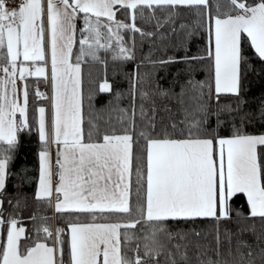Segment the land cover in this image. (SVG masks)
I'll use <instances>...</instances> for the list:
<instances>
[{"label": "snow or ice", "instance_id": "obj_1", "mask_svg": "<svg viewBox=\"0 0 264 264\" xmlns=\"http://www.w3.org/2000/svg\"><path fill=\"white\" fill-rule=\"evenodd\" d=\"M127 33L133 35L126 41ZM135 34L150 47L125 74L127 106L120 104L125 94L113 93L105 80L99 91L112 99L97 108L89 93L85 108L82 63H106L102 51L114 52V62L135 61ZM154 49L173 54L153 59ZM0 50V264H264V133L236 125L264 123V101L257 112L244 111V81L250 73L264 75V0H0ZM46 54L51 133L40 107L35 198L50 206L54 199L56 213H86L92 220L66 225L65 240V228L53 231L50 218L30 216L45 222L35 232L53 244L28 247L17 216L25 205L5 195L6 181L19 134L28 128V84L18 87L17 80L44 76V67L32 71L23 62L45 61ZM145 61L153 72L139 71ZM173 65L183 67L164 87L158 72ZM225 94L236 102L221 104ZM164 101H175V112ZM224 114L232 122L229 136L220 134ZM53 144L60 148L55 172ZM240 193L248 215L232 206ZM112 214L128 219L97 222ZM203 218L213 220L209 234L180 227Z\"/></svg>", "mask_w": 264, "mask_h": 264}, {"label": "trees", "instance_id": "obj_2", "mask_svg": "<svg viewBox=\"0 0 264 264\" xmlns=\"http://www.w3.org/2000/svg\"><path fill=\"white\" fill-rule=\"evenodd\" d=\"M184 14L186 17L190 19H194L191 17V13L188 10H184ZM117 18H120L125 23H129L130 21L126 19V17L120 13L117 14ZM138 26L144 27L147 29L148 26L141 24L137 21ZM132 33L125 34V40H129ZM135 39L137 42L136 45V59L135 61L128 62H114L112 60V56L115 54L114 52L109 51L108 53L101 52L102 60H106V63H99L96 61H92L86 59L83 63V97H84V105L87 108V96L91 93L94 97L95 107L99 108L104 105L108 100L112 99V94L110 93H101L99 91L100 85L107 80L113 86V93L121 92L125 95L121 99V107H126L128 104L127 99V91L129 88V81L126 79L125 74L131 73L136 65L141 63V60L149 53V42L145 41L141 43V38L139 34H135ZM203 38L201 41L197 42V46H203ZM193 51H195V47H193ZM254 49L248 47L247 54L250 57H253ZM171 51L165 52L162 50H153L152 58H162L168 55H172ZM182 55L183 53H178ZM253 63L256 64L257 67H260V61L253 57ZM183 65H173L169 66L167 71H159L158 76L163 77L161 83L164 87H168L169 83L173 79V75L176 73L178 68H182ZM142 73L153 72L154 69L150 64L146 61L144 66L139 69ZM197 79L203 80L205 78L204 72H198ZM43 82V78H39L37 83L41 85ZM34 82L29 84V103H28V111H27V119H28V128H26L23 132L19 134L18 137V148L14 154V159L10 163L9 171L11 175L8 177L6 181V192L5 195L8 198L18 197L21 199V203L25 206L19 210L17 216L19 219L26 220L24 221V226L26 229L25 235L21 238V242H25L26 244H31L38 240H49L50 238H46L45 234L41 232L39 236L35 232L34 225L45 223L44 221H32L29 219L30 216L39 217H48L50 218L47 223L52 225V223L56 226V228H65L66 225L72 222H82V221H91L92 217L86 213H75V212H65V213H56L52 211V207L45 200H38L35 198V186L38 177L39 171V160H38V151L41 147V141L39 139L38 134V126L36 123V111L39 104L43 102L45 105L46 98H42L40 95H36V92L32 89V85ZM245 88L249 89L245 92V99L248 100V105L245 106L244 111H252L257 112L258 105L261 101H264V75L257 77L253 74H249L247 80L244 81ZM177 91L179 89L177 88ZM236 98L233 95L225 94L221 97V104H230L235 103ZM167 103L169 107L173 108L175 112V101H164ZM163 115V113H162ZM176 119H181L179 115L176 116ZM221 119L227 121L223 128L220 129V134L223 136H229L232 134V122L229 117L224 114L221 116ZM214 124V121H213ZM236 125L238 127H242L243 130L249 134H261L264 133V123H261L258 120H253L252 123H245L244 125H240L239 120L236 121ZM119 127V126H118ZM43 143V142H42ZM0 147H3L0 144ZM26 198V201H25ZM233 208L242 212L244 215H248L249 207L247 204V200L243 193L237 194L236 197L232 200ZM7 207V205H6ZM8 212H11V208H7ZM54 213V215H52ZM128 217L120 216L118 214H112L108 220H98V221H118V220H127ZM257 228L260 227L259 218L254 220ZM228 227H233V224H228ZM181 228L186 230L195 229L197 232H202L209 234L213 230V220L211 218H203L197 219L195 223H187L180 225ZM64 232V234H65ZM251 239V237H247ZM211 239V236H209Z\"/></svg>", "mask_w": 264, "mask_h": 264}, {"label": "crops", "instance_id": "obj_3", "mask_svg": "<svg viewBox=\"0 0 264 264\" xmlns=\"http://www.w3.org/2000/svg\"><path fill=\"white\" fill-rule=\"evenodd\" d=\"M117 19H120V18H117ZM121 20V19H120ZM0 51H5V50H0ZM74 53L76 51V47L74 46V49H73ZM20 60L22 61V57L20 58ZM24 66L30 68L32 71H35V68L37 67H41L43 64H44V68L46 69V76L45 77H41L43 78V82L42 84L44 85V83L49 86V100L48 101H45V105H43L45 108H46V122H47V125H48V130H49V133H51V115H52V109H51V97L53 95V90H52V83H51V62H50V54H46V59L45 61H36V62H31V61H28V62H23ZM81 76H82V94H83V66H82V72H81ZM41 84V85H42ZM32 87H35V83L32 85ZM33 89V88H32ZM43 99L45 98L44 96L40 95ZM42 105H38L37 107V111H36V117H38V109L40 107H43ZM20 114H17V119H22L21 116H19ZM39 118V117H38ZM36 121H39V119H37ZM39 134V132H38ZM42 146H43V143L41 142V147L39 148V151H38V160H39V152L41 151L42 149ZM60 150L59 146L58 145H51V148H50V151L52 153V160H53V171L55 172L56 171V165H55V159L57 157V152ZM39 172H40V162H39V171H38V177H37V181H36V186H35V193L38 191V187H39ZM246 200H247V197H246V194H244ZM54 203H55V200L53 199V202H52V211L54 212L55 211V208H54ZM249 207V206H248ZM19 219V218H18ZM21 221V225L20 226H24V221H22V219H19ZM88 222H91V221H82V222H76V223H88ZM97 222H116V221H97ZM56 228L52 229L53 231L55 230ZM25 233H26V229H25ZM23 237V236H22ZM21 237V238H22ZM5 239V236L3 234V231L0 230V241H3ZM64 239L65 240H69L70 239V229H67L66 228V232L64 234ZM39 242H45V243H48L50 246L53 244V240L50 238L49 240H38ZM37 242V241H35ZM34 243V242H33ZM33 243L31 244H26L25 242H21L22 246H32Z\"/></svg>", "mask_w": 264, "mask_h": 264}, {"label": "rangeland", "instance_id": "obj_4", "mask_svg": "<svg viewBox=\"0 0 264 264\" xmlns=\"http://www.w3.org/2000/svg\"><path fill=\"white\" fill-rule=\"evenodd\" d=\"M41 67H44V64ZM45 76H46V69H45V75L44 76H35V75L27 76L24 82H21V81L17 80L18 87L21 85V83H27L28 87H29V84L32 83V82H34L35 83V87H37V86H39V84L37 83L38 79L41 78V77H45ZM41 103L42 104H39V105L43 106L44 103L43 102H41ZM17 114H19V112ZM38 117H39V113H38ZM38 117H36V120L39 119ZM22 119H23V117H22ZM36 123H37V126H38L39 125V121H36ZM22 221L26 222V220H22ZM51 228L54 229V228H56V226L52 223Z\"/></svg>", "mask_w": 264, "mask_h": 264}, {"label": "built area", "instance_id": "obj_5", "mask_svg": "<svg viewBox=\"0 0 264 264\" xmlns=\"http://www.w3.org/2000/svg\"><path fill=\"white\" fill-rule=\"evenodd\" d=\"M37 91H40L43 95L49 97V87H48V85L43 86V87H38Z\"/></svg>", "mask_w": 264, "mask_h": 264}]
</instances>
